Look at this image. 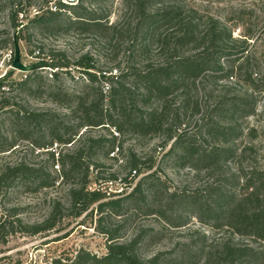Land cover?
<instances>
[{
	"label": "trees",
	"instance_id": "16d2710c",
	"mask_svg": "<svg viewBox=\"0 0 264 264\" xmlns=\"http://www.w3.org/2000/svg\"><path fill=\"white\" fill-rule=\"evenodd\" d=\"M75 1V4H67L56 0L54 9H40L25 26L17 22L21 9L16 7L10 12L12 28L18 30V35L5 41L11 48L25 30L28 45L34 33L86 36L100 44L102 53H106L101 54V58L110 56V61L116 63L105 73L90 66L93 61L86 54L79 63L85 66V80L78 90L71 91L58 81L60 74L69 75L71 71L65 51L50 50L49 59L38 57L36 63L28 66L26 79L17 83L13 92L47 94L54 103L68 109L63 116L50 111L22 113L18 109H6L10 108L7 95L0 97V114L10 115L25 140H32L39 150H48L53 144L59 146L57 159L53 155L51 159L61 168L58 179L70 186L67 206L53 202L46 218L25 227L26 233L51 232L62 218L67 215L78 218L96 203L98 213L108 211L117 216L126 214L127 210L162 216L165 209L182 214L183 211L174 209L176 201L196 204L197 201L190 200L194 197L186 201L174 197L173 193L165 206L156 209V192L145 183L156 173L143 174L153 170L154 159H143L133 150L124 157L131 178L129 184L144 176L125 197L106 196L99 189L89 190L91 165L99 168L100 157L109 159L115 151L117 155L123 153L118 143L120 136L145 137L174 125V131H169L162 146L173 141L166 156L175 155V161L182 167L233 165L234 171L218 186L223 189V196L217 193L211 204L208 201L203 204L208 209V219L214 220L212 223L204 221V224L212 229L226 228L233 237L259 243L258 247H252L228 239L218 249L207 253L202 264H264V172L244 166L249 147L235 146L252 136L254 130L247 127V123L258 115V98L264 94V74L260 71L264 54L258 58L252 50L255 26L250 24L256 11L261 9L264 15V0L252 11L235 9L231 16L235 20L233 25L221 17L220 20L204 15L206 4L191 0H120L121 15L112 23L110 15L115 0ZM219 10L225 12L226 9ZM243 15L247 21H241ZM241 27L243 35L233 38V30ZM42 50L44 47L30 49L27 54L34 58V52ZM46 69L52 72L51 80L42 75ZM7 81L0 80V87ZM208 81L212 83L210 89L204 86ZM232 82L244 85L246 92L229 94L227 83ZM176 95L180 100L175 106L172 98ZM173 106L174 113H171ZM193 114L200 115L198 121L206 127L204 136L211 141L207 149L187 142L185 134L181 133L182 124ZM96 128H113L116 135L110 138L91 135L88 130ZM17 138L12 133L8 139L0 130V155L15 149ZM110 180L118 179L111 176ZM53 184L41 168L23 162L1 164L0 205L17 186L38 190ZM67 211L70 214H66ZM16 212L8 215L15 217ZM8 215H0V244H5L9 235ZM102 222L104 218L99 221L97 230L108 239L104 256L97 258L82 251L74 259H53L49 264H160V255L146 259L140 254L139 249L151 239L147 231L135 233L128 241L121 242L119 231L123 226L110 229ZM194 250L201 255L204 248L198 245Z\"/></svg>",
	"mask_w": 264,
	"mask_h": 264
},
{
	"label": "rangeland",
	"instance_id": "374dc122",
	"mask_svg": "<svg viewBox=\"0 0 264 264\" xmlns=\"http://www.w3.org/2000/svg\"><path fill=\"white\" fill-rule=\"evenodd\" d=\"M196 3H204L205 14L211 17L234 24L235 20L231 18L232 12L235 9L252 11L257 9L258 5L263 0H191ZM56 0H0V80H8L13 84L10 87V92L7 99L10 102V108L18 109L22 113L35 111H50L59 116L67 113L68 109L65 106L58 105L52 101L47 95L35 96L22 93L14 90L16 84L21 82L23 74L21 72L12 71L9 66L7 53L13 50L5 41L12 39L18 35V30L14 31L10 21V12L12 9H21L22 12L18 16L17 22L22 25H29V21L36 15L39 10L47 8L54 9ZM63 3L75 4V0H61ZM255 7V9H253ZM225 8V12L219 10ZM222 13V14H221ZM261 9L255 12L254 17L250 19V24H254L255 37L252 50H255L257 57L261 58L264 54V15H261ZM121 15V1L115 0L110 22H114ZM241 18V21H247V17ZM221 17V18H219ZM248 23V22H246ZM229 24V25H230ZM244 32V28L234 29L232 36L239 39ZM26 30L22 32V38L17 42L21 62L25 66H30L38 60L29 57L27 51L30 49L37 50L38 47H44L40 51V57L49 59L48 52L65 51L68 61L71 64L70 74H60L59 84L64 88L78 90L83 82V71L85 66L79 65L81 59L88 54L92 59L91 65L97 69L107 73L114 67L116 63L110 61V56L101 58L102 53L100 44L93 38L77 35H59V36H41L34 33L31 43L26 42ZM42 71V75L48 80L50 71ZM264 74V62L261 66ZM6 75L3 77V75ZM7 81V82H8ZM229 94L238 95L246 92V87L242 84L227 83ZM224 85H226L224 83ZM207 88L212 87L211 82H205ZM104 94L107 95V90L104 89ZM180 97L176 95L172 98V103L179 102ZM258 115L250 118L247 127L254 130L252 136L244 138L235 144L237 148L243 146L249 147L246 152V159L243 165H248L250 168L258 169L264 172V94H261L257 102ZM174 105V104H173ZM175 106L172 107L171 113H174ZM4 109V110H6ZM200 115H190L187 121L180 128L181 133L185 134V140L192 143L200 149H207L211 141L204 136L206 127L199 123ZM12 118L7 113L0 114V130L1 133L11 138L12 133H15L18 138L16 147L12 151L0 155L1 164H15L23 162L25 165L34 168L43 169L48 176L49 181H53V185L44 188L33 190L25 186H17L9 193L6 200L0 205V215L17 211V216H9L7 220L11 224L8 230V236L5 244H0V264H49L53 259L71 260L79 252H87L95 257H102L106 254L107 237L97 230L99 221L104 218L102 224L110 229L120 228L119 241L126 242L130 237L138 232L147 231L151 236L150 241L146 242L139 249L143 258H150L154 255H160V264H202L204 256L218 249L220 245L231 239L233 243L247 244L252 247H258L259 243L251 240H242L233 237L231 232L226 228L212 229L204 224L212 223V218L208 219V209L203 204L208 201L212 203L215 199V194L219 193L223 196V189L218 186L225 180L226 175L233 170V165H213L205 168L203 165L197 168L189 166L182 167L180 163L175 161V155L166 156L168 149L173 141L168 145L162 146L165 143L169 131H174L175 126L169 125L163 127L156 134L147 135L145 137H136L134 135L120 136L118 143L121 145L123 153L113 159H105L100 157V167L96 168L92 164L89 169V190H100V192L109 195H120L125 197L135 186V184L144 175H148L155 171L156 175H151L146 180V186L156 192L154 205L161 208L166 205L169 195L179 197L189 201H197L196 204H181L176 201L174 209L183 211L180 213H170L163 209V215L152 214L147 215L142 211H126L122 215H110L108 211L104 214L98 213L96 209L98 204H94L90 209L80 217L67 215L62 218L55 230L48 233H40L30 235L26 233L25 227L41 223L49 213L52 203L55 201L61 202L65 207L68 203V191L70 186L61 183L59 177L60 166L54 163L51 155L57 159V154L60 152L59 146L53 144L48 150H39L36 148L32 140H25L18 131L19 127L12 123ZM246 126V125H245ZM93 136H104L110 138V135H115L113 128L110 130L93 129L88 130ZM19 135H18V134ZM133 150L143 159H154V168L152 171L144 172L129 184L128 169L124 157H127L128 152ZM117 160V161H116ZM124 160V161H122ZM95 163V162H93ZM111 176L118 180H110ZM110 180V181H109ZM117 198V196H111ZM175 201V200H174ZM173 201V202H174ZM172 202V203H173ZM70 214V212H66ZM210 215V214H209ZM200 245L204 248L203 254L198 255L195 252V247Z\"/></svg>",
	"mask_w": 264,
	"mask_h": 264
},
{
	"label": "built area",
	"instance_id": "2783aa9c",
	"mask_svg": "<svg viewBox=\"0 0 264 264\" xmlns=\"http://www.w3.org/2000/svg\"><path fill=\"white\" fill-rule=\"evenodd\" d=\"M66 3V2H65ZM68 4V3H67ZM13 54H14V52H13V50H9L8 51V53H7V57H8V62H11L10 64L12 65V61H13ZM34 60H38V57H40V53H39V51H35L34 52ZM9 66V68L12 70V71H17V70H14L13 68H12V66ZM50 71V73H49V77L51 78L52 77V72H51V70H49ZM17 72H19V71H17ZM22 74H23V78H21L20 80L22 81V80H25L26 79V76H27V74H28V72H21ZM6 75V73L3 75V77ZM10 82L8 81L7 82V84L5 83V84H3L1 87H0V97L2 96V95H8L9 94V92H10ZM12 84V83H11ZM116 135V134H115ZM116 152L117 151H115V152H113V154H111L110 156L111 157H118V155L116 154Z\"/></svg>",
	"mask_w": 264,
	"mask_h": 264
},
{
	"label": "water",
	"instance_id": "95a60500",
	"mask_svg": "<svg viewBox=\"0 0 264 264\" xmlns=\"http://www.w3.org/2000/svg\"><path fill=\"white\" fill-rule=\"evenodd\" d=\"M12 68L19 72H29V67L25 66L21 62V55L18 47V43L15 41L14 43V54H13V61H12Z\"/></svg>",
	"mask_w": 264,
	"mask_h": 264
}]
</instances>
